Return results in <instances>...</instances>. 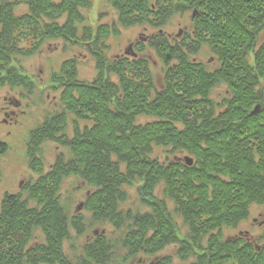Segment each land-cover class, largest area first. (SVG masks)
<instances>
[{
  "label": "trees",
  "instance_id": "trees-1",
  "mask_svg": "<svg viewBox=\"0 0 264 264\" xmlns=\"http://www.w3.org/2000/svg\"><path fill=\"white\" fill-rule=\"evenodd\" d=\"M107 2L116 23L93 29L81 12L91 0H0V88L27 91L31 84L16 66L50 41L86 42L96 71L93 80H79L78 63L69 59L50 76L61 109L28 135L37 179L0 203V264H129L171 245L184 264H264V243L224 238L249 219L253 206L264 208V38L257 45L264 0ZM20 5L26 10L17 14ZM191 11L194 38L174 47L164 36L148 43L165 66L160 90L146 58L107 59L104 43L119 29H161ZM202 46L217 59L213 73L191 59ZM220 85L229 96L214 102L209 96ZM48 142L61 152L44 173L38 153ZM7 148L0 140V156ZM156 150L187 155L193 164L160 162ZM70 179L89 189L82 202L88 218L71 215L70 194L62 193ZM132 187L142 210L127 206ZM93 226L113 233L77 248ZM156 264L173 262L166 256Z\"/></svg>",
  "mask_w": 264,
  "mask_h": 264
},
{
  "label": "rangeland",
  "instance_id": "rangeland-1",
  "mask_svg": "<svg viewBox=\"0 0 264 264\" xmlns=\"http://www.w3.org/2000/svg\"><path fill=\"white\" fill-rule=\"evenodd\" d=\"M11 2H20V0H9ZM59 2V0H53ZM26 7L20 5L17 8V14L24 13ZM85 16V25L93 29L98 25L110 26L116 23V14L108 5L107 0H91V7L87 11H81ZM196 12H189L177 15L170 19L163 28L156 29L151 26L134 27L131 29H119L117 37H109L104 43V53L109 60L122 57L128 58H146L149 62V68L154 77L155 85L158 90L162 88L163 76L162 70L164 63L157 57L154 50L150 49L148 43L156 38V36H164L171 44L177 42L178 45L186 38H194V23ZM62 22V21H61ZM60 22V23H61ZM193 31V33H192ZM263 32L260 34L257 45L263 41ZM86 42H80L76 45L65 44L61 40L50 41L42 45L39 53L31 58L20 61V65L16 68L28 79L30 91L9 88H0V140L7 145V152L0 156V203L3 196L7 194H16L22 190L29 180L37 179V174L29 166V158L27 156V140L31 130L44 122L45 117L60 111L59 91H54V84L50 81L51 74L59 71L60 66L67 60L74 59L78 63L77 74L78 79L82 81H91L96 76L94 61L91 59ZM189 44V42H186ZM256 45V46H257ZM135 46L144 48V54L138 55L135 52ZM89 47V45H88ZM256 48V47H255ZM196 55H192L191 59L197 64L203 66L210 73L219 69L217 59L210 52L209 48L202 46ZM250 61L252 60L249 58ZM172 66L173 61H169ZM195 63V64H196ZM259 88L264 89V82L260 81ZM259 83V82H258ZM23 92V93H22ZM21 94V95H20ZM229 96V91L225 85L213 89L210 98L214 102H220ZM255 109V108H254ZM147 118H141V122L145 123ZM83 124L80 123V127ZM72 126H68V134H71ZM61 152V148L55 143H44L39 149L38 158L42 162L43 172L50 170L55 161L56 155ZM154 157H158L160 162H178L185 163L184 158L187 155H171L163 150H156ZM130 196V202L127 206L135 203L136 189L135 187L127 190ZM63 196L68 194L72 199L71 215L81 214L84 218L88 215L82 210L76 211L79 204L83 205L84 196L89 193V189L84 183L70 179L66 181L62 188ZM156 196L161 198L159 190ZM138 204V205H137ZM169 210H172V204L166 200ZM126 206V207H127ZM140 207V206H139ZM138 207V208H139ZM140 210L143 207L139 208ZM177 226L180 230V236H185L186 229L182 221L175 217ZM113 230L110 226L91 227L88 233L81 237L77 242V248L88 243L93 237L98 235L110 236ZM224 238L233 240L236 238L261 246L264 243V208L253 206L250 210L249 219L241 224L235 230L224 231ZM205 245V241L201 242V246ZM177 247L168 246L155 258H147L140 256L129 264H156L160 259L170 256L173 264H184L176 256ZM64 251L69 252V245H64ZM192 261V260H190Z\"/></svg>",
  "mask_w": 264,
  "mask_h": 264
},
{
  "label": "water",
  "instance_id": "water-1",
  "mask_svg": "<svg viewBox=\"0 0 264 264\" xmlns=\"http://www.w3.org/2000/svg\"><path fill=\"white\" fill-rule=\"evenodd\" d=\"M258 109H259V107L256 106L255 109L253 110L252 114H255V113L258 111ZM184 161L186 162V164H187L188 166H191V165L193 164L192 159L189 158V157H185V158H184ZM82 207H83V205H82V204H79V205L76 207V211H77V212L80 211Z\"/></svg>",
  "mask_w": 264,
  "mask_h": 264
},
{
  "label": "flooded vegetation",
  "instance_id": "flooded-vegetation-1",
  "mask_svg": "<svg viewBox=\"0 0 264 264\" xmlns=\"http://www.w3.org/2000/svg\"><path fill=\"white\" fill-rule=\"evenodd\" d=\"M192 33H193V31H192ZM168 42H169V44H170V46L171 47H174L176 44H178L177 42L174 44V46L171 44V41L170 40H168ZM183 43V42H182ZM169 67H172L170 64H169Z\"/></svg>",
  "mask_w": 264,
  "mask_h": 264
}]
</instances>
